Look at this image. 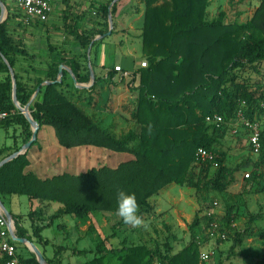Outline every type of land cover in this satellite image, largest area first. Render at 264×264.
<instances>
[{
  "label": "trees",
  "instance_id": "1",
  "mask_svg": "<svg viewBox=\"0 0 264 264\" xmlns=\"http://www.w3.org/2000/svg\"><path fill=\"white\" fill-rule=\"evenodd\" d=\"M113 1L107 0L97 12L92 29L78 35L84 53L70 59L64 56L58 61L51 59L46 77H36L34 82L24 80L19 71V56L23 52L10 32V19L0 24V71L6 74L0 79V106L15 112L2 124L18 122L30 126L13 101L10 68L1 54L16 70L17 96L22 106L31 101L45 79L57 81L61 64L71 67L78 82H87L91 73L83 59L88 58L89 47L96 36L109 31ZM142 1L145 9L141 39L148 64L143 67L140 63L134 73L135 79L139 76V84L133 87L138 91L133 118L139 129L117 136L98 124L80 107L72 93L64 90L69 86L66 79L71 80L68 71L64 72L63 81L44 86L42 98H36L30 107L40 125L54 127L59 143L66 148L95 146L131 153L135 158L117 167L104 165L79 174L63 172L42 179L32 172H24L29 165L25 153L0 168V194L18 193L31 199L58 202L61 207L53 219L64 215L86 219L96 212L116 213L117 192L124 190L135 194L139 214L145 220L154 210L152 197L172 183L195 188L198 192H226L237 182L240 166L227 164L228 153L220 149L221 139L228 133V123L236 120L240 110L246 118L262 124L259 158L255 161L249 158L246 163L253 167L249 180L260 183L264 178V92L261 86L251 84L252 75L260 74L264 63V0H260L252 17L246 21H228L225 12L209 19L212 0ZM120 2L118 0L111 9L115 26ZM103 41L96 40L93 45ZM72 86L75 87L73 83ZM217 114L225 117L224 123L216 125L207 121L208 116ZM238 130L236 136L247 137L252 149L250 131L244 126ZM201 147L212 152L215 158L197 160ZM4 149H0V155ZM214 165H217L215 170ZM232 210L227 214V226L233 223ZM200 223L197 213L190 226L192 241L178 253L173 254L169 244L152 247L127 240L121 246L108 247L110 237H107L98 242L95 256L81 264H205L197 240L196 228ZM126 226L121 219L111 236H115V230ZM17 230L20 237L32 239L19 220ZM34 236L41 242L44 240L37 228ZM64 249L59 247L55 260L47 258V262L61 264ZM81 253L87 255L89 251ZM24 260L27 264H41L35 253ZM258 264H264V258Z\"/></svg>",
  "mask_w": 264,
  "mask_h": 264
},
{
  "label": "crops",
  "instance_id": "2",
  "mask_svg": "<svg viewBox=\"0 0 264 264\" xmlns=\"http://www.w3.org/2000/svg\"><path fill=\"white\" fill-rule=\"evenodd\" d=\"M1 2L5 8L4 18L1 22L3 23L7 21V18L12 17V12L10 11L6 0H0V17L2 15ZM89 8V0H69L68 3L66 1H62L55 6L49 19L46 22H42L45 26L31 27V30L33 31L26 32V48H23L27 50L29 56L26 58L29 60L26 61L24 57H22L23 61L20 59L19 62V68L20 65L23 64V66H27L26 68H28V70L24 69V71H21L20 68L19 71L21 74L26 77V75L30 74V76H32L36 72L35 69L31 68V63H26L31 60L33 61L34 56L31 57V55H36V59H39V61L44 60L46 65H48L51 59L58 61V59L63 56L70 59L74 56L80 55L83 52V48L79 39H75V35H78L81 31H88L93 28V20L90 18V12L92 10ZM88 10H90V12H88ZM119 18L121 23L122 17L120 16ZM134 18H137V16L128 15L126 18L127 24L131 25ZM117 20L118 19H116V21ZM57 23L58 26L62 24V28L67 31L70 36L66 37L64 36V33L62 34L61 32V34H58V26L54 25ZM131 27L132 26L126 27L127 29L125 30V33L120 35L123 41H120L119 44L112 43L113 38L120 37L118 36L119 33L112 31L111 34H106V36L102 38L104 39L103 43L93 45L96 40H100L96 39L100 35L96 36L94 42L88 50V68L90 73L91 69H93L95 81H93L90 75L89 83H80V85H84L85 87H79L78 80L76 83L74 79L75 75L74 73H71L72 69L69 65L61 64L66 67L64 72L68 71L71 74V80L66 79L69 86L66 85L64 90L71 92L73 98L78 100L80 107L98 124H100L103 128L112 131L117 136H121L130 129L140 128L136 120L133 118L134 111L137 107L138 97V91L133 90V87L139 84V76L135 79L134 73L140 67L138 57L142 47L141 43H139L141 42V33H138L137 36L133 37L134 41L131 42L130 35L133 34L134 30H136ZM33 34H37L38 36L36 39L39 42H37L38 47H36L34 43ZM39 47L40 51L38 49ZM40 53H42V55ZM117 53H119L121 55L120 58L125 61L122 65L124 69L123 72L113 70L117 64ZM141 53L143 54V52ZM4 62L6 63L5 60ZM24 62L26 65H24ZM5 76L6 74L0 71V79ZM36 77H34V79ZM63 79L64 75L62 81ZM48 81L51 80L45 79L42 85L39 86L41 87V90L44 86L48 85ZM33 82L30 84L33 85ZM72 83L75 87L72 86ZM92 87L95 88L93 92L87 91V89H91ZM76 88L81 90L77 91ZM41 90L38 94H36L35 99L42 98L43 90ZM83 90H86V92ZM11 123H6V125H10ZM14 123L18 124L23 129V134L21 135L20 140L23 141V143L20 145L19 141L16 140L13 145H4L0 147V149L5 148L3 153L0 155V161L24 149L25 144L32 139L34 128L30 123V126H24L18 122ZM33 143L26 151L29 165L25 168L24 172H32L42 179L51 178L63 172L79 174L92 167H100L104 165L117 167L120 163L135 158V156L131 153L116 152L107 148L95 146H80L75 148L65 147L66 149H64L62 148L64 146H62L58 141L54 127L48 124L40 125L38 138L36 139V142L34 144ZM66 153L69 154V156H71V154L73 155L71 156L72 158H70L73 162L71 164V169L68 168L62 170L60 168L58 170V160L63 161L62 159L60 160V158H62L61 155L65 156ZM80 153H83V156H80ZM58 156L60 157L58 158ZM64 158L66 159V157ZM89 162L91 163L90 165H88ZM85 163H87L86 166H84ZM79 165L80 167L78 168L80 169H77V166ZM185 189L191 188L172 183L165 187L158 195L152 197L151 202L154 205L155 214L146 217L144 225L146 223L154 222L153 220L161 216L163 217L162 220L164 224H168L169 226H183L185 223L184 216H186L187 221L194 217L196 214V207L192 206V211H187L186 213L184 209L185 207H181L183 204L178 201L174 202L172 198L178 193L184 192ZM170 198L173 201L169 200ZM0 199L7 211H9L14 218V228L16 234L18 235L17 220H19L20 224L28 231V235L32 236V239H29L28 237L24 238H28L30 241H33L42 251L46 259L49 258L55 260L58 247H61L60 244L70 243V246H68V244L67 246L62 244V247L65 249L61 254V264H81L88 259L93 258L95 256V248L98 242L107 237H110L107 241V246L110 245V240L111 243L112 241L114 242L117 240V245L121 246L123 241L127 239L125 237L123 241H120V236L123 231H120L119 229L123 228L125 231L127 227H131L126 226L118 228L115 230V236L112 237L111 235L115 233L114 227L121 221V218L117 216L116 213L96 212L91 214L90 217L86 219L76 218L72 215H64L60 218L53 219V216L61 207V204L58 202L31 199L28 195L18 193L0 194ZM46 227H58L59 230H61L62 235L59 245L56 242V239L43 234ZM36 228L40 231V234L44 238L42 242L34 236ZM69 240L72 243L69 242ZM22 247H26L28 249L27 255H24L20 251ZM18 249L20 255L24 258H30L31 254L34 253L27 245L19 242ZM83 250H87L89 253L84 255L81 253ZM53 264L58 263L57 261H54Z\"/></svg>",
  "mask_w": 264,
  "mask_h": 264
},
{
  "label": "rangeland",
  "instance_id": "3",
  "mask_svg": "<svg viewBox=\"0 0 264 264\" xmlns=\"http://www.w3.org/2000/svg\"><path fill=\"white\" fill-rule=\"evenodd\" d=\"M6 2L12 12V17L7 18V20L10 19V32L19 44L20 51L23 52L21 53L20 59L23 61L22 57H24V59L28 61L29 59H27V56L29 55L27 50L23 49L24 47L26 48L27 38L25 34L26 32L33 31L31 27L45 26L42 22L46 21H37L28 18L16 0H6ZM89 2V9L92 11L90 12V10H88V12L91 13V16H89L93 20L94 17L97 16V12L101 11L103 4L107 3V0H89ZM259 2L260 0H212L207 16L209 19H213L219 17L221 12H225L228 21H246L252 17ZM144 9L145 6L142 0H121L116 17L118 20L112 31L119 33L118 36H120L122 33H125L126 27L132 26L131 28L136 29L133 34L130 35L131 39L129 38L131 42H133V37L137 36L138 33L142 34ZM128 15L137 16V18L132 20L133 23L131 25L126 22ZM120 16L122 17L121 23ZM54 25L58 26V23ZM63 30L62 24H60L58 26V34L61 32L62 34L64 33L66 37L70 36L67 31ZM81 32H79L78 35L81 34ZM33 35L34 43L36 47H38V41L36 40L38 36L37 34ZM78 35H75V39L78 38ZM120 39L121 36L113 38L112 43L119 44L120 41H123ZM139 43H141L142 47L138 58L142 66L144 61L148 63V59L143 52L142 39ZM38 49L40 51V47ZM141 52H143V54ZM40 54L42 55V53ZM120 56L119 53L116 54L117 64L113 68V70L117 72L124 71L122 65L125 61H123ZM36 58L37 56L35 55L33 61L26 62L31 63V68L36 71L32 76H30V74L26 75V77L24 76L23 79L26 81L34 80L36 76L43 75V77H46L48 65H46L44 60L39 61V59L37 60ZM83 61L85 62L84 64L88 65L89 58L83 59ZM26 63L24 62V65H26ZM26 67L27 66H23L22 64L20 65V70H28ZM261 70L262 72L260 74L252 75L251 84L253 87L261 86L264 92V63L262 64ZM80 83L82 82H79V84ZM84 83H89V80ZM228 125L230 128L226 136L221 139L220 149L228 153V165L231 167L240 166L236 174L237 182L223 193L207 190L198 192L195 188L188 186L191 189H185L184 192L174 196L176 198H172L174 202L178 201L183 204L181 207H185L186 213L187 211H192V206L196 207V214L199 213L201 220L200 225L196 228L201 255L202 253L210 254L208 259L202 260L201 258L205 264H219L220 262H223V264H258V261L264 258V178L261 179L260 183L249 180L251 177L249 178L248 175L251 174L253 167L250 163H246V161L249 158L254 161L258 160L259 154L253 152L247 137L243 138L236 136L239 133L238 129L242 126L239 122L231 120ZM231 127H234V129ZM235 129H237V133H234ZM22 134L23 129L14 122L10 125L1 124L0 147L4 145H13L16 140H18L21 145L23 143V141H20ZM62 148L66 149L65 147ZM82 154L83 153H80V156ZM61 156L62 158H60V160L62 159L63 161L58 160V170L60 168L62 170L71 169V164L73 162L70 158H72L71 156L73 155L71 154V156H69V154L66 153L65 156ZM59 157L60 156H58V158ZM64 157H66V159ZM90 164L89 162L88 165ZM86 165L87 163L84 164V166ZM78 167H80V165L77 166V169H80ZM216 167L217 165H214L213 170H215ZM169 200L173 201L171 198ZM231 208H233V223L231 226H227V214ZM154 211L155 210L150 212L148 216L155 214ZM196 214L194 217L191 216L192 218L190 217L191 219H189V221H187L186 216H184L185 223L183 226H169L168 224H164L162 220L163 217L160 216L153 220L154 222L146 223L142 227H127L125 231L123 228L119 229L123 231L120 236V241H123L126 237L129 243H144L152 247L156 244L162 246L169 244L172 247V253H178L192 241L190 226L195 221ZM254 216L256 219L252 218ZM43 234L56 239L59 245L62 232L58 227H46ZM69 242L71 241L69 240ZM62 244H60V246H62ZM67 244L70 246V243H64L63 245L67 246ZM112 246H118L117 240L114 242L112 241V243L110 240V245L108 247ZM20 251L24 255L28 254V249L26 247H22Z\"/></svg>",
  "mask_w": 264,
  "mask_h": 264
},
{
  "label": "built area",
  "instance_id": "4",
  "mask_svg": "<svg viewBox=\"0 0 264 264\" xmlns=\"http://www.w3.org/2000/svg\"><path fill=\"white\" fill-rule=\"evenodd\" d=\"M24 11L25 15L33 20L47 21L54 11L57 4L63 0H16ZM147 61L142 63L143 67L147 66ZM117 69V68H116ZM264 108V103L262 104ZM15 112H10L0 106V125L6 121ZM207 121L216 125H221L225 122V117L221 115L208 116ZM236 121L250 131L249 141L252 146L253 152L259 154L262 149V124L260 122H254L246 118L244 113L240 110L237 114ZM237 129L234 130V133ZM215 155L207 149L201 147L197 152V160H213ZM249 176V175H248ZM213 226V225H212ZM225 237V235H224ZM208 259L209 253L203 254ZM0 264H27L19 253L18 242L14 239L11 229V223L7 216L0 208Z\"/></svg>",
  "mask_w": 264,
  "mask_h": 264
},
{
  "label": "water",
  "instance_id": "5",
  "mask_svg": "<svg viewBox=\"0 0 264 264\" xmlns=\"http://www.w3.org/2000/svg\"><path fill=\"white\" fill-rule=\"evenodd\" d=\"M117 1L118 0H114L113 3L110 6V13H109V23H110V27H109V31H108L107 34H111L112 33V29L114 27V20H113V15H112L111 9H112V7L114 6V4ZM1 5H2V15L0 17V23L3 21L4 12H5V10H4L5 8H4V5L2 4V2H1ZM105 36H106V34H103V35L98 36L96 39H102ZM1 55H2L3 59L6 61V63H8L9 68H10V72H11V76H12V81H13V101H14L16 107L19 109V111L24 114V116L26 117V119L33 126L34 131H33L32 139L25 144L24 149H22L21 151H18L16 153H14V154H12L10 157H7L4 160L0 161V168L3 165H5L6 163L14 160L15 158L19 157L20 155H22L24 153H26V151L31 147L32 143L38 138V132H39V129H40V124L33 117L32 111H31L30 107H31V105H32V103H33V101L35 99L36 94H38L40 92V90H41V87H39L37 89L35 95L32 97L31 101L27 105L22 106L21 103L19 102L18 96H17V77H16L15 70L9 64L7 58L3 54H1ZM65 68L66 67L64 65H61L60 66V69H59V79L57 81H48L47 84L61 82L62 81V78H63V75H64V69ZM71 73L73 74L72 71H71ZM91 77H92L93 81H95V74H94L93 69H91ZM74 79H75V81L77 83V79H76L75 76H74ZM79 87H85V86L79 84ZM0 208L3 210V212L5 213V215L7 216L8 220L11 223V229H12V234L14 236V239L17 242L21 243V244L27 245L30 248V250L33 251L36 254L37 259L40 261L41 264H47L48 262H47L46 258L44 257L42 251L38 248V246L33 241H30L28 238L20 237V236H18L16 234L15 228H14L15 227L14 218L11 215V213H9V211H7V209L5 208L4 204L2 203L1 199H0Z\"/></svg>",
  "mask_w": 264,
  "mask_h": 264
},
{
  "label": "clouds",
  "instance_id": "6",
  "mask_svg": "<svg viewBox=\"0 0 264 264\" xmlns=\"http://www.w3.org/2000/svg\"><path fill=\"white\" fill-rule=\"evenodd\" d=\"M116 215L122 219L125 225L134 228L144 226L145 222L139 214V205L134 193L129 194L124 190H118ZM202 258H206L203 253Z\"/></svg>",
  "mask_w": 264,
  "mask_h": 264
}]
</instances>
